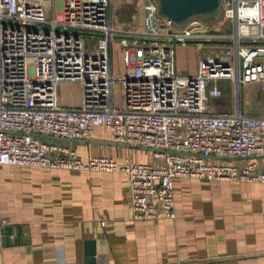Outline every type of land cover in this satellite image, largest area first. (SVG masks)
<instances>
[{
    "label": "built area",
    "instance_id": "obj_1",
    "mask_svg": "<svg viewBox=\"0 0 264 264\" xmlns=\"http://www.w3.org/2000/svg\"><path fill=\"white\" fill-rule=\"evenodd\" d=\"M111 7L112 0H0V165L125 173L136 220L177 217L176 177L264 182V115L243 110L246 86L264 90V0H222L221 19L183 26L161 15L157 0H143L142 27L130 31L114 25ZM187 44L217 48L193 75L178 68V47ZM223 80L233 83L234 106L212 112ZM63 82L80 85L79 106L60 102ZM96 126L153 159L85 161L46 139H86ZM6 224L0 211V239Z\"/></svg>",
    "mask_w": 264,
    "mask_h": 264
},
{
    "label": "crops",
    "instance_id": "obj_2",
    "mask_svg": "<svg viewBox=\"0 0 264 264\" xmlns=\"http://www.w3.org/2000/svg\"><path fill=\"white\" fill-rule=\"evenodd\" d=\"M142 2L112 0L114 25L140 29ZM187 48L178 47L180 62ZM225 81L220 82L223 89ZM245 88L264 93L256 83ZM222 97L209 101L212 112L233 108L234 92L231 108L215 107ZM59 99L66 106L81 104V94L74 101L60 94ZM257 102L245 89L243 110L264 115L255 112ZM46 139L75 148L85 161L97 155L121 163L127 157L134 162L153 158L113 141L105 126H96L86 139ZM258 162L263 167L264 157ZM174 185L175 219L136 220L125 173L0 165V211L7 222L0 264H264V182L176 177Z\"/></svg>",
    "mask_w": 264,
    "mask_h": 264
},
{
    "label": "rangeland",
    "instance_id": "obj_3",
    "mask_svg": "<svg viewBox=\"0 0 264 264\" xmlns=\"http://www.w3.org/2000/svg\"><path fill=\"white\" fill-rule=\"evenodd\" d=\"M187 45H189V48H187V51L183 55L181 56L179 55L181 62L178 60V68L181 72H184V73L191 72V74H193L198 65L197 64L198 62L195 61L196 58L198 59V61H200L199 59L203 55L204 56L208 55L210 58L216 55V51H217L216 47L208 46L211 48L206 49L196 44H187ZM191 47H194L195 49ZM113 63H114L116 73H119V70L123 69L124 67L121 56L119 54L118 44L115 45V54H114ZM223 85L226 86V88L224 87V96L221 99H219V101L215 102V105H216L215 107H217V109H228L229 107L231 108L233 92L235 93V88L231 81H225ZM122 88H123L122 83L118 82L116 84L115 94L119 102L121 101ZM246 92H247V97H252V98L256 97V100L258 98L260 99V102H257L256 106L254 105V110L255 112L259 114H263L264 113V93L256 91L255 89L253 90L251 88L250 89L246 88ZM59 94L60 96L64 97L67 101H74V100H77L78 97L80 96L81 87L78 83L63 82L59 85ZM234 97H235V94H234ZM243 102H244V98H243ZM144 151L146 152L147 160H150V158L153 157L152 151L148 149Z\"/></svg>",
    "mask_w": 264,
    "mask_h": 264
},
{
    "label": "water",
    "instance_id": "obj_4",
    "mask_svg": "<svg viewBox=\"0 0 264 264\" xmlns=\"http://www.w3.org/2000/svg\"><path fill=\"white\" fill-rule=\"evenodd\" d=\"M159 13L183 26L197 17L219 20L223 16L222 0H157ZM91 260V259H90Z\"/></svg>",
    "mask_w": 264,
    "mask_h": 264
}]
</instances>
